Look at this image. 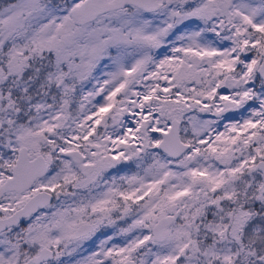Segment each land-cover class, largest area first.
Instances as JSON below:
<instances>
[{"label": "snow or ice", "instance_id": "1", "mask_svg": "<svg viewBox=\"0 0 264 264\" xmlns=\"http://www.w3.org/2000/svg\"><path fill=\"white\" fill-rule=\"evenodd\" d=\"M0 264H264V0H0Z\"/></svg>", "mask_w": 264, "mask_h": 264}]
</instances>
